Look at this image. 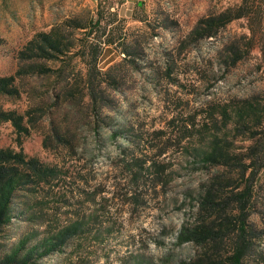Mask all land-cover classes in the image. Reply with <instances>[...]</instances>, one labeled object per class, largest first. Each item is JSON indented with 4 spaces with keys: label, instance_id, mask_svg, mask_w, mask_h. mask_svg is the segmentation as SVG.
Listing matches in <instances>:
<instances>
[{
    "label": "rangeland",
    "instance_id": "374dc122",
    "mask_svg": "<svg viewBox=\"0 0 264 264\" xmlns=\"http://www.w3.org/2000/svg\"><path fill=\"white\" fill-rule=\"evenodd\" d=\"M241 1L0 0V77L16 88L0 110L23 116V151L58 170L15 198L0 248L48 237L55 250L35 264H232L229 218L247 182L226 154L244 162L253 132L264 136V60L255 47L229 66L244 18L217 38L193 30ZM239 108L263 123L235 124ZM16 139L0 120V148ZM251 191L241 264H264V167ZM207 193L211 217L196 209ZM192 222L216 238L180 242Z\"/></svg>",
    "mask_w": 264,
    "mask_h": 264
},
{
    "label": "trees",
    "instance_id": "16d2710c",
    "mask_svg": "<svg viewBox=\"0 0 264 264\" xmlns=\"http://www.w3.org/2000/svg\"><path fill=\"white\" fill-rule=\"evenodd\" d=\"M244 18L247 21V27L250 32L249 35L242 36L243 44H236L229 53L231 59L229 66L236 65L241 59L246 58L250 51L259 47L261 51V58L264 60V0H242L239 5L233 9L212 12L200 18L193 30L197 33V39L217 38L221 30L227 24L235 19ZM46 37V36H45ZM31 43V42H30ZM50 47L54 49L55 42L47 41ZM38 47V46H37ZM244 47L245 53H241L240 48ZM41 49L42 48H38ZM34 50L31 48L30 51ZM231 52L234 54L232 55ZM36 54L27 56L23 51L19 53V58L24 59L35 56ZM14 77H0V93L12 94L15 93L16 88L13 86ZM252 111L251 108H248ZM237 120L235 124L243 125L246 130L251 127H257L263 123L260 118L257 119L255 125H251V120L243 114V108L235 110ZM247 115V114H246ZM250 116V114H249ZM0 120L10 121L17 133L18 149L12 147L0 148V239L3 236L4 228L9 225L16 217L13 213V203L19 193L26 197H33L35 193L48 187L51 180L57 176L58 170L40 162L36 157L26 154L19 142V135L24 131L22 125L23 116L17 114L15 111L0 110ZM251 125V126H249ZM249 126V127H248ZM252 144L248 146V152L245 154L243 161L235 164L231 160L229 154H226L228 165H232L233 169L238 171V175L244 178L247 182L242 188L237 190L234 194L233 202L237 204L235 213L229 218V224L236 223L238 226V244L236 249L230 254L232 264H241L247 248V243L244 242V235L248 233V207L252 196L253 179L257 173L264 167V136L260 132H253L250 137ZM224 157V156H223ZM222 164V162H219ZM238 187V186H237ZM197 212L202 210L210 211L211 217L214 210V202L209 193L202 196L198 201ZM31 207V206H30ZM215 211V210H214ZM225 214V213H224ZM226 215V214H225ZM214 219L216 217H213ZM207 218L203 222H206ZM211 227H200L192 222L188 229L182 227L178 233L180 242L191 241L197 245H202L208 240H213L217 232ZM64 232H61V236ZM186 233L182 237L181 234ZM25 239H18L15 246L8 249L0 248V264H35V260L43 259L50 255L55 250V245L51 239L44 238L32 244H28ZM246 241V240H245ZM2 243V242H0ZM1 246V245H0Z\"/></svg>",
    "mask_w": 264,
    "mask_h": 264
}]
</instances>
